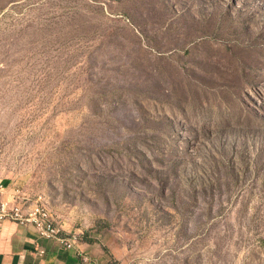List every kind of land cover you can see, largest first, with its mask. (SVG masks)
<instances>
[{"label": "rangeland", "instance_id": "1", "mask_svg": "<svg viewBox=\"0 0 264 264\" xmlns=\"http://www.w3.org/2000/svg\"><path fill=\"white\" fill-rule=\"evenodd\" d=\"M0 185L104 264H264V0H0Z\"/></svg>", "mask_w": 264, "mask_h": 264}, {"label": "crops", "instance_id": "2", "mask_svg": "<svg viewBox=\"0 0 264 264\" xmlns=\"http://www.w3.org/2000/svg\"><path fill=\"white\" fill-rule=\"evenodd\" d=\"M79 247L94 260V264H104L103 256L95 246L81 242ZM0 264L83 263L78 249H67L56 239L41 238L33 226L7 219L0 222Z\"/></svg>", "mask_w": 264, "mask_h": 264}, {"label": "built area", "instance_id": "3", "mask_svg": "<svg viewBox=\"0 0 264 264\" xmlns=\"http://www.w3.org/2000/svg\"><path fill=\"white\" fill-rule=\"evenodd\" d=\"M0 222L17 221L23 226H33L41 238L56 239L67 249H78L83 264H94V260L80 250L81 239L75 232L65 230L44 203H30L19 189L0 185Z\"/></svg>", "mask_w": 264, "mask_h": 264}, {"label": "trees", "instance_id": "4", "mask_svg": "<svg viewBox=\"0 0 264 264\" xmlns=\"http://www.w3.org/2000/svg\"><path fill=\"white\" fill-rule=\"evenodd\" d=\"M89 243V242H88Z\"/></svg>", "mask_w": 264, "mask_h": 264}]
</instances>
